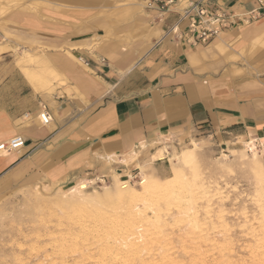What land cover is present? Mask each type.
<instances>
[{
    "label": "crops",
    "instance_id": "0c3cea01",
    "mask_svg": "<svg viewBox=\"0 0 264 264\" xmlns=\"http://www.w3.org/2000/svg\"><path fill=\"white\" fill-rule=\"evenodd\" d=\"M24 1L15 7L0 0L8 9L0 37L8 33L11 47L15 40L44 43L69 84L52 93L59 73L32 50L21 61L35 53L50 66L23 71L49 67L44 91L14 65L2 68L0 143L22 135L26 144L0 156V178L27 169L49 184L115 175L127 181L138 164L166 160L164 150L195 131H223L225 141L241 137L264 147V0H204L243 20L254 17L195 47L176 38L189 23L180 7L164 12L146 0H124L119 6L135 7L134 16L111 27L116 22L99 15L100 0H47L52 5L39 11ZM42 104L52 116L48 127L32 121Z\"/></svg>",
    "mask_w": 264,
    "mask_h": 264
},
{
    "label": "rangeland",
    "instance_id": "374dc122",
    "mask_svg": "<svg viewBox=\"0 0 264 264\" xmlns=\"http://www.w3.org/2000/svg\"><path fill=\"white\" fill-rule=\"evenodd\" d=\"M101 1L99 15L113 19L116 24L109 22L111 27L134 16L135 8ZM25 2L15 0L13 5L20 7ZM74 3L75 0H67L68 5ZM43 5L52 4L47 0H30L28 8L39 11ZM6 9L0 7V14H5ZM11 39L8 33L0 37V82L6 74L3 67L10 69L14 65L21 69L26 81L23 66L38 69L36 63L21 61L24 50L46 54L51 66L57 69L41 41L15 40L16 45L11 47ZM5 51L12 54H4ZM57 71L59 75L51 83L52 93L69 84L65 73ZM224 136L218 130L195 131L186 140L171 143L166 160L152 162L150 157L148 164L144 163L141 168L137 165L134 174L139 173V178L133 182L123 181L119 175L113 181L89 179L85 200L69 194L75 184L49 185L27 169L3 176L0 178V264H78L79 261V264H98L100 247L113 242L108 228L101 222L103 213L113 218L121 214L123 219H128H125L129 225L126 230L131 235L141 230L144 243H148V250L141 257L149 264H260L264 260V219H261L264 218V147L257 142V152L253 153L245 146L250 141L241 137L225 141ZM46 184L49 187L44 188ZM204 191L210 192V198H200ZM189 194L191 207L186 203ZM195 220L196 227L192 225ZM74 243H77L75 249ZM68 244L70 248L73 246L70 251ZM196 252L204 255L195 259ZM78 258L81 260L77 261Z\"/></svg>",
    "mask_w": 264,
    "mask_h": 264
},
{
    "label": "bare ground",
    "instance_id": "6f19581e",
    "mask_svg": "<svg viewBox=\"0 0 264 264\" xmlns=\"http://www.w3.org/2000/svg\"><path fill=\"white\" fill-rule=\"evenodd\" d=\"M15 1V0H14ZM13 1V2H14ZM17 1V0H16ZM19 1V0H18ZM111 1H114V2H122V1H124V0H111ZM128 1V0H127ZM130 1V0H129ZM131 1H134V2H139L138 0H131ZM130 1V2H131ZM7 2V1H6ZM12 1L10 2V3H13ZM22 2V1H21ZM133 2V3H134ZM133 3H132V5H133ZM128 4V3H127ZM126 4V5H127ZM140 4L142 5V2H140ZM18 5V4H17ZM123 5V4H122ZM131 5V4H130ZM139 5V4H138ZM137 5V6H138ZM144 5V4H143ZM10 6V5H9ZM8 6V7H9ZM12 6V5H11ZM118 6H119V4H118ZM124 6V5H123ZM123 6H121V7H123ZM14 7V6H13ZM12 7V8H13ZM126 8V7H125ZM129 8V7H128ZM135 8V7H134ZM119 9V8H118ZM118 9H116V10H118ZM8 10V9H7ZM3 11V10H2ZM1 11V12H2ZM2 14V13H1ZM0 14V15H1ZM43 16V15H42ZM2 34V33H1ZM36 52V51H35ZM25 55V60H26V62H31V63H37L38 62V64H40V63H42V64H47L48 65V63H50L49 62V60H48V58L46 57V56H42V55H38V54H32V53H25L24 54ZM24 57V56H23ZM22 60H24V58L22 59ZM23 62V61H22ZM28 64V63H27ZM44 65H42V66H44ZM40 66V65H39ZM48 66H50V65H48ZM38 67V66H37ZM28 68V67H27ZM38 68H40V67H38ZM41 68H43V67H41ZM49 68V67H48ZM48 68H45V71H43V70H36V71H34V72H27L26 74H27V76H28V78H29V80L36 86V89H37V91H44L45 90V87L49 84L48 83V81L50 80V79H48V77H47V73H46V69H48ZM52 69V68H51ZM50 69V70H51ZM28 70V69H27ZM26 70V71H27ZM30 70V69H29ZM49 70V69H48ZM57 70H51V74L53 75V76H56L55 74V72H56ZM47 72H49V71H47ZM25 74V75H26ZM53 76H50V78L51 77H53ZM52 79V78H51ZM52 83V82H51ZM42 113V111H41V109H40V111H38V113H37V115H36V117L34 118V120H32V121H34V122H36L37 124H42V120H41V116H40V114ZM27 123H28V121H27ZM52 124V121L47 125V127L49 126V125H51ZM27 125H29V124H26L24 127H26ZM245 142V141H244ZM196 146H197V144H196ZM245 146H246V148L248 149V151H251V152H253V153H256L257 152V149H256V144L255 143H253L252 141L251 142H246L245 143ZM21 150V148H19V149H17L16 151H20ZM261 150V149H260ZM262 151V150H261ZM12 152H15V151H12ZM159 152H160V150H159ZM164 152L167 154H169V151L167 150V149H165L164 150ZM263 153H264V151H262ZM6 154H8V152L7 151H0V156L1 155H6ZM181 154V153H180ZM259 154V153H258ZM155 155H157V153L155 154ZM161 155V154H160ZM164 156V155H163ZM175 157H176V155H175ZM257 157H258V155H257ZM260 157V156H259ZM180 158H181V156H180ZM153 159H155V158H153ZM153 162V161H152ZM146 164H148V163H146ZM177 166V165H176ZM141 168V167H140ZM187 168H188V166H187ZM263 172V171H262ZM143 173H144V171H143ZM146 174V173H145ZM259 175V174H258ZM261 175V174H260ZM129 177L131 178L132 177V175L131 174H129ZM257 177H259V176H257ZM180 178V177H179ZM146 180H148V179H146ZM53 183V182H52ZM50 185V184H49ZM49 185H45V187L44 188H47V187H49ZM38 186V185H37ZM89 186H90V183H89V179H86V178H84V179H81L79 182H77V183H75V185L74 186H72L70 189H69V194L71 195V196H73V197H77V198H79V199H82V200H85V195H86V192L88 191L87 189L89 188ZM35 188H36V186H35ZM38 189H39V187H38ZM35 191L37 192V190L35 189ZM67 191V190H66ZM182 192V191H181ZM38 193V192H37ZM189 193V192H188ZM183 194V193H182ZM135 195V194H134ZM190 195V194H189ZM70 196V197H71ZM201 197V199L202 200H205V199H208V198H210V192H203L201 195H200ZM40 198H42V197H40ZM39 198V199H40ZM191 198H192V195H190L189 197H188V199H187V201H186V203H188L189 204V206H190V203L192 202L191 201ZM44 198H42V200H43ZM74 199V198H73ZM87 199H88V197H87ZM91 199V198H90ZM263 199V198H262ZM76 200V199H75ZM78 200V199H77ZM93 200V199H92ZM194 200V199H193ZM194 202V201H193ZM195 204V203H194ZM89 205V204H88ZM187 205V204H186ZM188 206V207H189ZM192 206V205H191ZM190 206V207H191ZM90 207V206H89ZM190 207H189V209H190ZM195 208V207H194ZM133 209V208H132ZM131 209V210H132ZM137 209H139V207L137 208ZM81 210V209H80ZM191 210V209H190ZM262 210H263V207H262ZM134 211H135V209L133 210V213H134ZM138 211V210H137ZM83 212H86V211H83ZM197 212V211H196ZM199 212V211H198ZM198 212H197V214H198ZM264 212V211H263ZM262 212V213H263ZM94 213V212H93ZM137 213V212H136ZM193 213H195V211L193 212L192 211V214ZM119 214V213H118ZM188 214V213H187ZM95 215V214H94ZM114 215V214H113ZM116 215V214H115ZM114 215V216H115ZM194 215H196V213L194 214ZM99 216V215H98ZM98 216H97V218H98ZM100 217H101V222H104V227H106V228H108V230H109V235H110V237L109 238H111L110 240H112L113 239V242L112 243H103V244H105L103 247L101 246V243H100V249L96 246V248H98V249H96V250H98V254H99V256L96 258L98 261V264H149V263H147V260L146 259H144V258H142L143 256H144V254H145V251L144 250H148V248H147V245H148V243H144L145 241H144V238H143V236H142V234L140 233V231L141 230H139L137 233H135V234H133L132 233V235L131 234H129V231L128 230H126L127 229V225H128V222H126L125 221V219H123L124 218V216L122 217V215L120 214V216H118V215H116L114 218L112 217V215L110 216V217H107L106 215L104 216V213L103 214H100ZM264 217V216H263ZM192 218V217H191ZM197 219V218H196ZM261 219L263 220L264 218H262L261 217ZM96 220V219H95ZM99 220V219H98ZM126 220H128V219H126ZM196 221L197 220H195V222L192 224V225H194L195 227H196V225L198 224V222L196 223ZM95 222V221H94ZM93 222V223H94ZM98 224H99V221L97 222ZM107 224V225H106ZM263 225V224H262ZM91 226V225H90ZM93 226V225H92ZM129 226V225H128ZM193 226V227H194ZM200 226V225H199ZM88 227H89V225H88ZM96 228L98 227V226H95ZM194 227V228H195ZM95 228V229H96ZM101 228V227H100ZM263 228V227H262ZM102 230H104L103 229V227L101 228ZM100 229V230H101ZM196 229V228H195ZM200 229V228H199ZM87 230V229H86ZM90 230V229H89ZM88 230V231H89ZM97 230H98V228H97ZM133 230H135L134 228H133ZM87 231V232H88ZM93 231H94V229H93ZM105 231H107L106 229H105ZM92 232V231H91ZM131 232V231H130ZM69 233V232H68ZM262 233H264V231H262ZM63 234V233H62ZM88 234V233H87ZM65 235H66V233H65ZM104 235V234H103ZM108 235V236H109ZM67 236H68V234H67ZM264 236V235H263ZM64 237H66V236H64ZM63 237V238H64ZM200 237V236H199ZM65 239V238H64ZM199 239V238H198ZM263 239V238H262ZM58 240V239H57ZM60 241H61V239H59ZM205 240V239H204ZM63 241V240H62ZM101 241H102V239H101ZM108 241V240H107ZM69 242V241H68ZM67 242V243H68ZM106 242V241H105ZM206 242V241H205ZM61 243V242H60ZM96 243V242H95ZM197 243V242H196ZM199 243V242H198ZM65 244H66V242H65ZM74 244H76V246H74V249H75V247H77V243H74ZM99 244V243H98ZM97 244V245H98ZM202 244V243H201ZM204 244V243H203ZM210 244V243H209ZM264 244V243H263ZM72 245V244H71ZM80 245V244H79ZM79 245H78V247H79ZM93 245V244H92ZM96 245V244H95ZM207 245V244H206ZM206 245H204V246H206ZM195 245L193 244V247H194ZM199 245H197V247H198ZM212 246V245H211ZM215 246V245H214ZM220 246H222V245H220ZM60 247L62 248L63 247V245L61 246L60 245ZM73 247V246H72ZM71 247V248H72ZM196 247V246H195ZM213 247V246H212ZM212 247H211V249H212ZM264 247V246H263ZM68 248H70L69 247V244H68ZM71 248L69 249V251L71 250ZM169 248V247H168ZM209 248V247H208ZM217 248V247H216ZM220 248V247H219ZM225 248V247H224ZM78 249V248H77ZM81 249H82V247H81ZM196 249V248H195ZM199 249H201V246H200V248ZM198 249V250H199ZM221 249V248H220ZM220 249H218V250H220ZM259 249H261V248H259ZM62 250V249H61ZM64 250H66V249H64L63 248V251ZM68 250V249H67ZM146 250V251H147ZM190 250V249H189ZM208 250V249H207ZM222 250V249H221ZM220 250V252H222ZM232 250V249H231ZM75 252H76V250H74ZM79 251V250H78ZM81 251V250H80ZM82 251H84V250H82ZM93 251V250H92ZM91 251V252H92ZM191 251V250H190ZM194 250H192V252H193ZM260 251V250H259ZM61 252V251H60ZM66 252V251H65ZM195 252V251H194ZM198 252V251H197ZM197 252H196V256H195V259L198 257V256H200V255H204V253L203 252H199L198 254H197ZM211 252V251H210ZM215 252V251H214ZM219 252V251H218ZM67 253V252H66ZM65 253V254H66ZM83 253H85V252H83ZM82 253V254H83ZM88 253V252H87ZM86 253V255H88ZM142 253H144L143 255H142ZM207 253V252H206ZM212 253V252H211ZM229 253V252H228ZM228 253H226V256H227V254ZM231 253V252H230ZM260 253V252H259ZM63 255H64V252L62 253ZM78 254V253H77ZM81 254V255H82ZM214 254V253H213ZM258 254V253H257ZM263 254H264V252H263ZM72 255V254H71ZM85 255V254H84ZM85 255V256H86ZM95 255V254H94ZM93 255V256H94ZM97 255V254H96ZM141 255H142V257H141ZM172 255V254H171ZM231 255H233V254H231ZM235 255V254H234ZM262 255V254H261ZM65 256V255H64ZM63 256V257H64ZM75 256V255H74ZM192 256V255H191ZM209 256V255H208ZM211 256V255H210ZM212 256H214V255H212ZM221 256H224V254L223 255H221ZM255 256H257V255H255ZM87 257V256H86ZM90 257V256H89ZM95 257V256H94ZM154 257V256H153ZM163 257V256H162ZM206 257V256H205ZM215 257H217V256H215ZM232 257V256H231ZM230 257V258H231ZM262 257H263V255H262ZM67 258V257H66ZM83 258V257H82ZM139 258V259H138ZM169 258V257H168ZM199 258V257H198ZM200 258H202V257H200ZM199 258V259H200ZM220 258V257H219ZM222 258V257H221ZM227 258H229V257H227ZM79 259L80 258H78V259H76L77 261H79ZM86 259V258H85ZM88 259V258H87ZM93 259H95V258H93ZM193 259V258H192ZM237 259V258H236ZM256 259H258V258H256ZM81 260V259H80ZM91 261H92V259H90ZM175 260V259H174ZM198 260V259H197ZM206 260V259H205ZM214 260H216V259H214ZM213 260V261H214ZM219 260V259H218ZM226 260H228V259H226ZM259 260V259H258ZM95 261V260H94ZM184 261V260H183ZM200 261V260H199ZM217 261V260H216ZM235 261V260H234ZM254 261V260H253ZM256 261V260H255ZM96 262V261H95ZM154 262V261H153ZM196 262V261H195ZM194 262V263H195ZM203 262H204V260H203ZM240 262V261H239ZM54 263H55V261H54ZM65 263V262H64ZM76 263V262H75ZM79 263H81L80 261H79ZM78 263V264H79ZM174 263H175V261H174ZM178 263V262H177ZM190 263V262H189ZM205 263V262H204ZM203 263V264H204ZM213 263H216V262H213ZM223 263V262H222ZM233 263V262H232ZM242 263V262H241ZM240 263V264H241ZM56 264V263H55ZM59 264V263H58ZM67 264V263H66ZM155 264V263H154ZM159 264V263H158ZM193 264V263H192ZM202 264V263H201ZM209 264V263H208ZM221 264V263H220ZM225 264V263H224ZM257 264V263H256ZM260 264H264V260L262 259V262H260Z\"/></svg>",
    "mask_w": 264,
    "mask_h": 264
},
{
    "label": "built area",
    "instance_id": "2783aa9c",
    "mask_svg": "<svg viewBox=\"0 0 264 264\" xmlns=\"http://www.w3.org/2000/svg\"><path fill=\"white\" fill-rule=\"evenodd\" d=\"M149 6H158L162 11L167 12L170 7L181 9V16L188 20V26L184 31L176 34V38L190 46L208 45L215 39L221 37L229 29L234 28L243 21H248L254 15L248 13L244 19L240 14L230 13L225 9H211L204 0H146ZM40 114L42 126H47L52 121V116L46 104L41 105ZM26 139L22 135H16L11 139L0 143V151L12 152L24 147ZM134 177L127 181L133 182L139 178V173L132 174ZM141 180V178H140Z\"/></svg>",
    "mask_w": 264,
    "mask_h": 264
}]
</instances>
